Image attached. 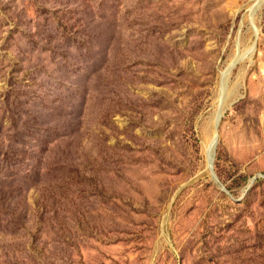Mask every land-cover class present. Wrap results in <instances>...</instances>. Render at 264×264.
<instances>
[{
  "label": "rangeland",
  "instance_id": "rangeland-1",
  "mask_svg": "<svg viewBox=\"0 0 264 264\" xmlns=\"http://www.w3.org/2000/svg\"><path fill=\"white\" fill-rule=\"evenodd\" d=\"M0 264H264V0H0Z\"/></svg>",
  "mask_w": 264,
  "mask_h": 264
},
{
  "label": "water",
  "instance_id": "water-1",
  "mask_svg": "<svg viewBox=\"0 0 264 264\" xmlns=\"http://www.w3.org/2000/svg\"><path fill=\"white\" fill-rule=\"evenodd\" d=\"M261 6V3L257 7H254L252 9V16L255 18L256 13L258 12L259 8ZM259 35V31H258ZM258 45V41H256L253 49H256ZM242 58H235L234 61L227 67L226 72L222 76V86L228 87V79L229 76L232 74L234 68L238 65ZM228 97L226 95L222 94V97H220V103H219V109L216 112V136L214 141L212 142L211 146L208 148V165L213 173V175L216 177V179H219V177L216 174L215 171V162H216V156H217V149L220 143V137H221V126L223 122V117L225 115V105L227 103ZM255 180V179H254ZM223 187H226L225 184H223Z\"/></svg>",
  "mask_w": 264,
  "mask_h": 264
},
{
  "label": "bare ground",
  "instance_id": "bare-ground-1",
  "mask_svg": "<svg viewBox=\"0 0 264 264\" xmlns=\"http://www.w3.org/2000/svg\"><path fill=\"white\" fill-rule=\"evenodd\" d=\"M244 54V53H243ZM241 55V54H240ZM237 56V55H236ZM234 61V60H233ZM232 61V62H233ZM226 72V69L223 71V74ZM223 76V75H222ZM222 85V84H221ZM226 87H224V86H222V91H221V93H220V97H222V94L223 95H226ZM220 97H219V103H220ZM215 136H216V132H215ZM215 136H214V138L212 139V141H211V143L208 145V148L211 146V144H212V142L214 141V139H215Z\"/></svg>",
  "mask_w": 264,
  "mask_h": 264
}]
</instances>
